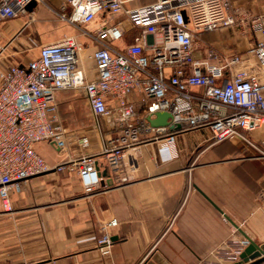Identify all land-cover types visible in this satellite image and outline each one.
I'll return each instance as SVG.
<instances>
[{
  "label": "crops",
  "instance_id": "1",
  "mask_svg": "<svg viewBox=\"0 0 264 264\" xmlns=\"http://www.w3.org/2000/svg\"><path fill=\"white\" fill-rule=\"evenodd\" d=\"M123 1L125 8L135 9L159 0ZM229 1L264 16V0ZM104 23L124 29V39L115 41L121 49L139 33L125 15L98 17L90 28ZM21 28V21L8 22L4 35L11 37ZM198 37L197 58L211 49L220 56L239 55L241 63L227 77L254 75L264 83V66L254 52L259 33L228 26ZM94 49L81 52L90 79L97 77ZM11 56L8 63L28 62ZM140 99L138 93L130 98L136 119L149 123L157 103ZM57 105L55 126L65 130V151L53 141L38 143L36 151L51 170L16 184L11 210L0 199V264H233L248 238L264 248V126L247 134L252 144L237 138L215 142L208 128L167 126L176 140L164 148L146 134L144 143L125 152L128 181L120 183L99 158L101 186L87 196L78 173L65 165L69 159L100 155L102 133L82 91H60ZM113 219L118 225L111 229V252L103 257L96 246L100 227Z\"/></svg>",
  "mask_w": 264,
  "mask_h": 264
},
{
  "label": "built area",
  "instance_id": "2",
  "mask_svg": "<svg viewBox=\"0 0 264 264\" xmlns=\"http://www.w3.org/2000/svg\"><path fill=\"white\" fill-rule=\"evenodd\" d=\"M32 3L35 7L29 10ZM41 4L57 8L61 20L94 46L91 59L97 77L88 76L81 58L85 47L78 35L41 45L38 56L26 64L8 63L0 69V199L5 210H11L9 199L16 184L51 170L36 151L38 143L53 141L65 151V130L55 126L62 90L85 94L102 133L100 155L69 159L65 165L78 173L87 196L101 186L99 158L125 183L128 149L144 143L146 134L164 148L176 140L168 127L136 119L130 100L135 93L141 103L153 100L157 112L171 114L174 128H208L215 142L237 138L252 144L247 134L264 126V83L254 75L227 77V71L241 63L240 56H220L214 49L202 59L196 56L200 32L236 26L262 36L254 52L264 66V16L234 8L229 0H159L135 9L125 8L123 0H0V59L27 23L2 43L4 26ZM113 15H125L139 29L122 49L114 44L125 37L118 24L90 28L98 17ZM261 153L264 157V143ZM117 225L113 219L100 227L96 246L103 257L110 255L111 229ZM241 252L242 248L236 255Z\"/></svg>",
  "mask_w": 264,
  "mask_h": 264
},
{
  "label": "rangeland",
  "instance_id": "3",
  "mask_svg": "<svg viewBox=\"0 0 264 264\" xmlns=\"http://www.w3.org/2000/svg\"><path fill=\"white\" fill-rule=\"evenodd\" d=\"M50 6L51 5L47 4L38 5L32 13H29L19 19L10 21H21L22 26L27 23V27L10 45L6 54L4 55L5 58L3 57L0 60V68H5L8 64L6 58L9 53L12 54L11 57H14L17 60L25 59L29 61L38 56L41 45L58 41L65 36L78 35L80 41L83 42L84 47L93 46L89 41L80 38L81 35L78 30L73 29L69 24L61 20L57 14V8H53V10H51L49 9ZM17 31H19V29ZM5 36L6 35H4L2 39V41L5 39L4 43L10 38ZM114 44L119 48L116 42ZM4 61L5 64H3ZM10 62L14 63L13 60Z\"/></svg>",
  "mask_w": 264,
  "mask_h": 264
},
{
  "label": "water",
  "instance_id": "4",
  "mask_svg": "<svg viewBox=\"0 0 264 264\" xmlns=\"http://www.w3.org/2000/svg\"><path fill=\"white\" fill-rule=\"evenodd\" d=\"M35 7V3H32L29 10ZM172 116L165 112H157L155 118H149V123L153 127H173L171 125ZM248 246L244 249L239 257V261L233 264H264V248L260 247L252 239L248 238Z\"/></svg>",
  "mask_w": 264,
  "mask_h": 264
}]
</instances>
